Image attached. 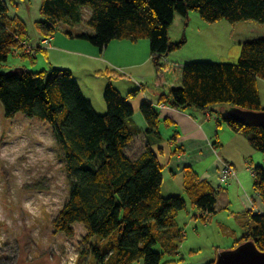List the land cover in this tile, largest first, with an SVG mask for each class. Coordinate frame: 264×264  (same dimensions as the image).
Listing matches in <instances>:
<instances>
[{"label":"trees","instance_id":"16d2710c","mask_svg":"<svg viewBox=\"0 0 264 264\" xmlns=\"http://www.w3.org/2000/svg\"><path fill=\"white\" fill-rule=\"evenodd\" d=\"M84 8L91 10L88 26L94 33L67 32V36L87 41L101 50L114 41L149 40L157 70L163 68L164 58L185 43H173L169 38L177 15L187 17L190 11H195L207 23L264 24V0H42L45 20L38 22L41 35L55 36L63 22L73 26L81 23ZM9 10L7 0H0V68L7 62L9 52L19 51L21 57L36 59L35 54L25 52L23 43L28 44L29 33L24 20L19 16L10 19ZM100 75L109 80L124 77L117 71ZM259 80H264V36L243 42L235 64L184 65L182 86L163 95L160 103L201 113L224 106L225 114L219 112L223 121L235 133L244 135L255 151L264 154V129L243 126L227 116L231 108L264 111ZM140 89L123 96L108 85L104 91L106 113L100 115L69 69L0 74V103L5 118L22 113L47 123L53 130L64 154L70 182L69 198L53 221L54 231L72 238L74 226L83 225L87 239L95 240L90 248L94 264H174L163 263V254L155 247L161 243L177 253L176 242L184 239L176 224L187 203L179 196L164 197L161 190L167 165L161 164L152 147L154 141H163L160 113L153 104L140 106L147 123L144 151L137 158L126 152L139 133L133 122L135 111L131 100ZM252 173L254 191L264 203V168L254 166ZM182 174L184 192L201 218L215 214L221 187L201 179L193 167H185ZM240 222L248 231L231 250L251 243L264 253V214L248 211ZM86 254L82 252L80 260ZM208 264H216V260Z\"/></svg>","mask_w":264,"mask_h":264},{"label":"rangeland","instance_id":"374dc122","mask_svg":"<svg viewBox=\"0 0 264 264\" xmlns=\"http://www.w3.org/2000/svg\"><path fill=\"white\" fill-rule=\"evenodd\" d=\"M7 2L10 9L8 17L12 19L19 16L23 19L30 42L37 45L40 35L38 22L45 20L41 13L42 0H14V2L7 0ZM90 18L91 10L84 8L81 23L73 26L63 22L57 33L64 37H67V32L75 35L90 33L89 31L93 30L88 26ZM263 36L264 24L256 21L236 24L227 21L207 23L195 11H190L187 17L177 15L169 29V38L173 43L183 41L185 43L161 61L163 72L168 74L165 77L168 84H164L167 87H177L182 79V69L189 63L235 64L241 55L243 40L250 41ZM73 42L66 47L77 53L80 48L76 41ZM142 42H145L144 44L148 42L151 52L150 41ZM67 56L76 61L80 58L75 53ZM38 58V61H32L9 52L7 62H3L4 66L0 68V74H18L25 67L35 72L42 70L49 72L53 69L44 53H39ZM151 66L152 63L148 65L151 71L142 67L146 80L137 77L136 74L132 77L128 74V77H120L112 83L115 87H121L126 96L144 85L147 94L152 97L156 93V82L159 81L157 70L154 69L155 67L152 69ZM106 70L105 68L103 71ZM130 73L133 75V72ZM79 75L76 77L81 81L85 97L93 102L97 113L104 115L106 113L104 91L110 83L109 79L82 71ZM259 81L261 84L264 82V80ZM125 87H128V90H124ZM129 87L133 88L130 90ZM144 91L143 89L138 91L137 96L131 100L133 104L148 103L151 98H148ZM261 91L264 94V86H261ZM215 109L214 121L218 119L225 124L222 116L219 115V112L225 114L223 113L225 107L218 106ZM191 110L196 111L193 108ZM224 126L232 133L228 125ZM220 131L223 140L230 144L232 135ZM161 132L162 144L154 146V150L161 164L166 165V158L160 154L159 149L168 147L170 138L165 136V132L174 135L176 130L165 129L163 125ZM231 146L235 148L239 146L240 150L245 148L243 142L239 145L232 143ZM169 151L170 148H167V152ZM232 151L236 153L237 149ZM255 154L254 164L248 157L246 164L238 165L237 171L235 170L237 177L231 179L232 181L221 184L215 173L213 177L216 178H213L212 182L217 188L221 187L220 203L217 212L205 219L201 218V213L192 205L184 192L182 171L173 175L168 168L164 169L161 189L163 196L182 197L187 207L177 216L176 229L184 233L182 242L175 241L179 246L177 253L161 243L155 247L157 252L163 254V263L208 264L217 260L220 253L231 250L235 242L248 231L240 226V221L247 212L240 196L244 193H248L251 197L256 194L253 188L255 179L252 168L254 166L264 168V154L257 151ZM206 164H196L194 169L201 175L205 171ZM69 194L70 182L65 170L64 154L51 126L22 113L17 114L15 118L7 119L0 103V264H94L90 257V248L95 240L87 239L88 233L83 225L74 226L75 235L72 238L61 233L56 234L54 231L53 221L67 202ZM228 199L231 201V206L226 208ZM82 252L87 254L80 260Z\"/></svg>","mask_w":264,"mask_h":264},{"label":"crops","instance_id":"0c3cea01","mask_svg":"<svg viewBox=\"0 0 264 264\" xmlns=\"http://www.w3.org/2000/svg\"><path fill=\"white\" fill-rule=\"evenodd\" d=\"M89 32L90 34L94 33L93 30ZM39 34V42L37 45H33L30 40H28L29 47H40V51H35L34 53L36 55L35 61L39 60V53H44L50 61V67L71 70L73 72L75 80L78 82L82 91L83 89L81 86V81H79V79L76 77L81 71L86 72L89 75L101 77H104V75H100L101 72L117 71L120 74L124 75V78L128 77V74L131 77L136 74L137 77L146 80L145 71L142 69V67L149 68L148 65L150 63H152L153 65L151 66L152 69L155 67L151 58V52L149 51V44L148 42L147 44H144L145 42H142L144 40H141L138 43H132L130 41H114L110 43L109 46H107L105 49L101 50L98 47L93 46L89 42L78 39L76 37H64L62 35H58L57 33L51 38H46L41 35L40 31ZM47 39L50 40L49 43H43V41ZM73 41H76L78 43V47L80 48V50H78L79 52L77 53L69 50L66 47L69 44L74 43ZM246 41L248 40H243V42ZM14 53L17 57H21L19 51H15ZM72 53L79 55L80 58L78 61L67 56L71 55ZM140 56L141 58H139ZM105 68L107 70L103 71ZM163 68H161L160 70H157L156 67L154 68L157 70V80L159 82H156V93H154L152 97L147 94L146 87L144 85H141V87H143V90H145L144 93L146 92V96L148 98H151L149 100L150 102L148 101V103L153 104L160 113L161 122L159 130L162 138L163 134L161 132V129L163 125L165 129L173 128L176 130L174 135H169V132H165V136L170 138L169 144H167L168 147H160L159 149L160 154L164 158H166V165L169 171L173 175H177L185 167L190 166L194 168L196 164L202 165L204 163H207L205 171L201 173V175L199 174L201 176V179L208 180L213 184L212 180L213 178H216L213 176L216 173L217 178L222 184L220 171L223 167L228 166L235 171L239 164L243 165L248 162V157L251 158L254 164L256 154L255 150L251 147L248 139L246 137L243 138V135L241 133H235L233 130H231V133L230 130H227V128H225L224 125H227L226 123L223 124L222 122L218 121V119L214 121V111L210 112L212 116L211 118L207 119L206 113H201L199 111H194L191 109L177 110L170 107V105L168 104L165 105V103H160L161 97L165 94H169V92L174 89V87L170 85V87H167L165 85L168 84L165 81V77L168 74L163 72ZM24 70L28 69L25 67ZM149 70L151 71L150 68ZM130 72H133V75ZM109 81L110 83H108V85L111 84L114 88L120 91L123 96H126L124 95L122 89H120L121 87H115L114 83H112L115 80ZM181 86L182 79L180 81V84L175 88H180ZM258 86L261 95L262 106L264 108V94L261 91V86H264V82H262L261 84L259 81ZM129 88L131 90L133 87ZM124 90H128V87H125ZM131 103L135 111V118L133 117V122L139 129V133L129 144L126 152L131 158H137L142 154L147 144V139L145 136L147 123L140 112V106L143 103H141V105H139V103L133 104L132 101ZM220 130L225 131L227 135H232V142H230V144L223 140ZM216 142H218L219 144H217ZM240 142H243L245 148H241L240 150L239 146L236 148L235 146H231L232 143H234V145H239ZM161 144L162 142L157 143L154 141L152 147L154 149V146H160ZM229 146H231L230 149ZM167 148H170V154L169 152H167ZM232 149H237V152L233 153ZM224 150L225 152L222 153ZM241 174H243V172H241ZM235 177H237V173L236 176H232L228 180V182L231 179L234 180ZM213 186L215 185L213 184ZM240 198L243 207L247 212L254 211L255 213L264 214V203L257 194L251 197L248 193H244L242 196H240ZM219 199L220 196H218L217 206L220 203ZM229 206H231V201L228 199L225 207L227 208Z\"/></svg>","mask_w":264,"mask_h":264},{"label":"water","instance_id":"95a60500","mask_svg":"<svg viewBox=\"0 0 264 264\" xmlns=\"http://www.w3.org/2000/svg\"><path fill=\"white\" fill-rule=\"evenodd\" d=\"M227 116L243 126L264 129V111L254 112L231 108L227 110ZM216 264H264V253L257 250L253 244L246 243L236 249L220 253Z\"/></svg>","mask_w":264,"mask_h":264},{"label":"built area","instance_id":"2783aa9c","mask_svg":"<svg viewBox=\"0 0 264 264\" xmlns=\"http://www.w3.org/2000/svg\"><path fill=\"white\" fill-rule=\"evenodd\" d=\"M50 40H44L43 43L45 44H48ZM23 45L25 46L26 48V53L27 54H34L35 51H36V48H31L29 47V45L27 43H23ZM207 119L211 118L212 114L210 112H207ZM221 172V182L223 184L227 183L228 180L232 177V176H236V172L231 168V167H228V166H225L222 168V170L220 171Z\"/></svg>","mask_w":264,"mask_h":264}]
</instances>
